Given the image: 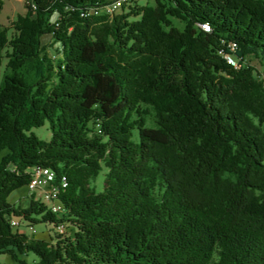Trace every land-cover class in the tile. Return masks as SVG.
Wrapping results in <instances>:
<instances>
[{
    "label": "trees",
    "instance_id": "obj_1",
    "mask_svg": "<svg viewBox=\"0 0 264 264\" xmlns=\"http://www.w3.org/2000/svg\"><path fill=\"white\" fill-rule=\"evenodd\" d=\"M113 1L30 0L12 37L0 25V255L264 264V79L246 61L264 67V0L90 12ZM47 121L49 141L33 132ZM34 167L54 174L62 213L9 203Z\"/></svg>",
    "mask_w": 264,
    "mask_h": 264
},
{
    "label": "rangeland",
    "instance_id": "obj_2",
    "mask_svg": "<svg viewBox=\"0 0 264 264\" xmlns=\"http://www.w3.org/2000/svg\"><path fill=\"white\" fill-rule=\"evenodd\" d=\"M2 3V11H1V16H0V25H1V30H8V35L9 37H12L15 33V27L17 23V18L20 15H26L27 10H26V5L27 0H0ZM135 0H126L127 3L125 2H118V4H114L112 9H114L113 13H119L121 8L124 5H127L125 7L126 12L130 10V7H135L137 6H143V5H148V6H153L155 5V0H137L135 3L132 4ZM44 44H51L52 40L49 38V36H45L43 38ZM51 51H53V48H49ZM247 63L254 67L258 72L257 76L259 79H264L263 75V63L260 58L256 57H247L246 59ZM235 66H237V61L235 60L233 63ZM6 61H4V64L2 66V71L5 69ZM146 122L148 127H153L155 125L154 118L152 113H148V115L145 117ZM33 132L37 135V137L41 140L49 141L52 137V131L50 129L49 121H47L43 127L41 128H34ZM134 141L139 140V135H138V130H134ZM107 170L106 168L101 170L98 178L96 181H94V186L96 187L98 192L103 191V184L105 182V176H106ZM52 184V183H50ZM30 192L28 187H24L22 189L16 190L10 197H9V203L15 204L22 206L24 208L28 207L30 204ZM19 219V218H17ZM20 222H22L19 219ZM26 225H24L25 227ZM36 230V237H42L45 234V231L47 229H50L51 226L47 224H40L34 227ZM72 227L68 228V233L73 234V229ZM54 236V235H53ZM19 262L14 260L10 254L0 255V264H35L38 263L39 259L37 258L36 255L33 253H29L28 255L24 256H19Z\"/></svg>",
    "mask_w": 264,
    "mask_h": 264
},
{
    "label": "built area",
    "instance_id": "obj_3",
    "mask_svg": "<svg viewBox=\"0 0 264 264\" xmlns=\"http://www.w3.org/2000/svg\"><path fill=\"white\" fill-rule=\"evenodd\" d=\"M29 1L30 0H27V3H29ZM118 2H126V0H114L110 4L105 5L101 10L98 9L90 12H100V13L112 12L113 5L118 4ZM231 47L234 51L238 49L235 43H232ZM227 56H231V55H227ZM30 174L32 177V181L28 185L30 196L32 197L34 195L35 201H40L46 204L49 207V210L52 212V214L57 215L59 213H62L63 210L60 207L59 200H57L58 197L55 195V192L53 191V184H50L51 183L50 169L42 168V167H38V168L34 167L31 170ZM11 223L14 227L17 226L20 227L21 225L18 220H13ZM30 230L32 233L36 234V230L33 227H31ZM56 231L60 234H65L66 226L64 225V223L59 224L58 227L56 228Z\"/></svg>",
    "mask_w": 264,
    "mask_h": 264
},
{
    "label": "bare ground",
    "instance_id": "obj_4",
    "mask_svg": "<svg viewBox=\"0 0 264 264\" xmlns=\"http://www.w3.org/2000/svg\"><path fill=\"white\" fill-rule=\"evenodd\" d=\"M113 12H114V9H112V12H109V14H114ZM226 58H227V60H228V62H229L230 64L234 65V64H233L234 61H235L234 57H232V56H227ZM234 66H235V65H234ZM53 180H54V174L51 173V171H50V181H53ZM54 192H55V191H54Z\"/></svg>",
    "mask_w": 264,
    "mask_h": 264
}]
</instances>
